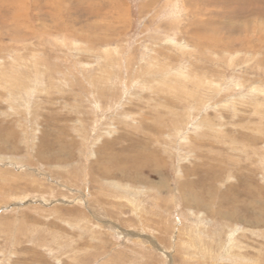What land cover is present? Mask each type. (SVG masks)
I'll use <instances>...</instances> for the list:
<instances>
[{
  "label": "rangeland",
  "instance_id": "374dc122",
  "mask_svg": "<svg viewBox=\"0 0 264 264\" xmlns=\"http://www.w3.org/2000/svg\"><path fill=\"white\" fill-rule=\"evenodd\" d=\"M85 1L0 0V264H264V2Z\"/></svg>",
  "mask_w": 264,
  "mask_h": 264
},
{
  "label": "bare ground",
  "instance_id": "6f19581e",
  "mask_svg": "<svg viewBox=\"0 0 264 264\" xmlns=\"http://www.w3.org/2000/svg\"><path fill=\"white\" fill-rule=\"evenodd\" d=\"M80 1V0H79ZM83 0H81V2H82ZM85 1V0H84ZM87 1V0H86ZM85 1V2H86ZM205 1H208L207 2V4H209L210 5V3L212 2L213 3V1L212 0H205ZM214 1H216V0H214ZM218 1H220V0H218ZM226 1H228V0H226ZM248 2L246 3V5L249 7V8H247V11H249V12H254V6L256 5L257 6V4H258V6H260L259 4L260 3H263L264 2V0H247ZM262 1V2H261ZM233 2V1H232ZM221 3H223L222 5H224V7H226V5H228V2H225L224 0L221 2ZM230 3V2H229ZM244 3V2H243ZM242 3V4H243ZM233 4H235V3H233ZM217 5H218V3H217ZM222 5H220V6H222ZM219 6V5H218ZM233 6V5H232ZM238 6V5H237ZM241 6V5H240ZM262 6V5H261ZM223 7V8H224ZM241 7H244V6H241ZM234 8H235V5H234ZM91 9V8H90ZM229 9V8H228ZM245 9V8H244ZM82 10V9H81ZM257 10V9H256ZM84 11V10H83ZM225 12H226V10H224ZM224 11H222V13H221V17L223 18V16H224ZM230 11H231V8H230ZM85 12V11H84ZM197 12V11H196ZM83 13V12H82ZM81 13V14H82ZM90 13H92V14H94V12H93V10H91L90 11ZM194 13V12H193ZM227 13V12H226ZM233 13V11L231 12V13H229V14H232ZM251 13H245L244 14V11H242V10H239V9H236V12L232 15L233 17L231 18V19H234V18H239L240 20H243L244 19V16L245 15H248V16H251L252 14ZM205 15V14H204ZM188 16V15H187ZM198 16V15H197ZM260 16V15H259ZM192 17V16H191ZM247 17V16H246ZM226 18H227V16H226ZM241 18H243V19H241ZM88 19V18H87ZM230 19V20H231ZM193 20V19H192ZM195 20V19H194ZM197 20V19H196ZM195 20V21H196ZM200 21V20H199ZM229 21V20H228ZM198 22V21H197ZM197 22H195V23H197ZM210 22V21H209ZM209 22H206V26H205V24H203V25H199V23L198 24H195V26L196 25H198L197 26V28L198 27H201V30L203 31V29L204 28H208L209 30H208V32L210 31V33H211V35L209 36V37H207V38H203V37H201V35H202V31H201V33H198L197 35H199L200 37H199V39H200V41L201 40H204L205 42H206V44L207 45H210L212 48H214L213 46H212V43L214 42V46H220L221 45V47H224L225 49H227L228 47H230L229 45H231V46H237V43H239L240 45H239V47L241 48V49H238L239 51H243V50H245V48H246V45H245V43H249V42H251V40L249 41V42H246V41H243V40H238L237 41V39H233V40H230V38L229 37H223V38H218V37H220L219 36V34L221 35V33L219 32H217L218 30H216V29H214L213 27L212 28H210L209 27V25H208V23ZM233 22V21H232ZM235 22V21H234ZM252 22V21H251ZM181 23V22H180ZM192 23V22H191ZM190 23V24H191ZM250 23V22H249ZM189 24V25H190ZM210 24H212V23H210ZM228 24H230V23H228ZM193 25V24H192ZM233 25V24H232ZM247 25H248V23H247ZM253 25H254V23H253ZM252 25V26H253ZM231 25H229V27H230ZM251 26V27H252ZM232 27V26H231ZM244 27V26H243ZM190 28V27H189ZM192 28H194L193 26H192ZM196 28V27H195ZM217 28V27H216ZM227 27L225 26V29H226ZM248 28V27H247ZM178 29H179V26H178ZM218 29V28H217ZM229 29V28H228ZM243 29V28H242ZM207 30V29H206ZM254 30V29H253ZM246 31V30H245ZM248 31V30H247ZM250 31H251V29H250ZM206 32V31H205ZM207 32V33H208ZM234 32V31H233ZM243 33V32H242ZM256 33V32H255ZM206 36H208V35H206ZM243 36V35H242ZM244 37V36H243ZM225 38V39H224ZM248 38V37H247ZM246 38V39H247ZM223 39H224V41H223ZM241 39V38H240ZM245 39V40H246ZM208 42V43H207ZM203 43V42H202ZM254 44V43H253ZM250 47H252L253 48V46H250ZM256 47V46H255ZM217 48H219V47H217ZM254 49V48H253ZM253 49H249L250 51H252L253 52ZM248 50V51H249ZM235 51V50H234ZM259 52V51H258ZM211 59V58H210ZM213 59V58H212ZM180 73V72H179ZM198 84V83H197ZM199 84H202V83H199ZM257 92V91H256ZM196 118V117H195ZM199 121H201V120H199ZM194 142V141H193ZM193 145V144H192ZM188 176V175H187ZM158 250V249H157Z\"/></svg>",
  "mask_w": 264,
  "mask_h": 264
}]
</instances>
